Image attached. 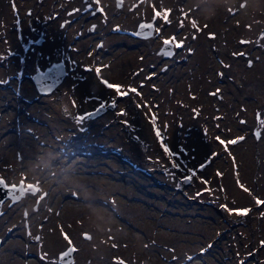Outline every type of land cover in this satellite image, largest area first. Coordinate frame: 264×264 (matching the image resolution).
I'll return each instance as SVG.
<instances>
[{"label": "rangeland", "instance_id": "obj_1", "mask_svg": "<svg viewBox=\"0 0 264 264\" xmlns=\"http://www.w3.org/2000/svg\"><path fill=\"white\" fill-rule=\"evenodd\" d=\"M14 1L0 0L3 4L6 3L5 9L0 11L1 18L5 19L0 21V44H5L9 34L16 33L22 28L29 34L24 44H17L16 53L7 54L9 44L0 47V99L2 100L0 119L3 115H18L13 124L16 125L17 121L19 125L20 119L27 118L26 124L20 126L21 134L32 136L31 134L36 133L35 128L32 129V133L27 130L30 128L29 124L33 125L31 121L35 122L38 130L48 123L47 119L42 118V116L48 118L47 108L51 107L50 102L45 99L53 98V103L55 102V105L59 107L65 104L66 93L61 87V82L72 70L67 63L69 61L67 55L62 54L60 57L66 60L64 61L67 69L66 75L56 88L49 93L39 94L32 82L33 70L48 64L58 54L55 50L54 57L47 60L42 53L38 52V49L46 43L45 40L51 37V33L45 29L48 21L52 19L54 24L57 23L55 24L56 32H52L53 39L55 40L59 35L63 37L69 46L68 51L76 47L72 56L80 69L73 68V72H76L73 73L75 77L72 82L75 79L77 83L81 79L89 80L90 66L85 68L88 63L87 56H89L94 58L91 63L99 68L108 80L120 83L122 87H129L130 90L124 93V100H126L124 102L120 100L122 95L113 94L110 89H107L110 90L106 92L108 94L104 93L96 103L93 101L92 107L87 106L83 111L73 113V116L68 113L67 104L64 105L66 108L63 106L62 116L75 119V122L72 129L66 131L68 136L65 138L58 136L57 139L54 138L53 143L46 144L44 141L41 143L40 147L48 150L47 154H50L42 161L33 156L30 143L27 147L25 144V147L31 153L24 152L23 158L22 143L25 140L19 142L16 147L14 144L16 150H13L12 157H8L6 163L4 159L7 156L1 148L0 177L9 183L21 181L24 185L31 182L36 184V190L25 191L23 196L12 203L4 200L0 217L6 213L7 209H11L14 221L12 220L10 228L5 231L2 228L0 231V249L10 241L23 242L24 246L26 241L39 244L44 232H41L39 228L33 231V225L40 223L41 228L45 227L49 221L51 194L55 190L56 183H65L66 185L63 186L67 188L62 190L65 192L63 197L61 195L56 197L65 200L69 198L74 203L84 202L79 190H82L81 185L85 183L83 181H89L101 182V186L105 188L100 187L101 190L112 187V192L106 194L108 198L104 201L107 207L109 206L108 212L117 217L119 225H124L118 228V232L124 235V245L132 251L127 253L122 249L116 256H111V252L107 258L108 261L101 264H142L143 262V264H264V203H257L258 200L264 201V125L261 124L264 120V19L260 29L259 27L255 30L250 28L251 32H247L245 36L237 32L246 23L251 22L253 25L254 16L263 15L264 18V0H257L262 3L255 9L253 1L256 0H224V8L228 11L231 21L234 24L241 21V25L237 26L236 30H232L230 22H223V18H215L214 21L209 18L206 21L207 26L217 34L215 38L203 37L202 40H195L198 37L197 28L199 29L206 11L216 9V1L208 0L211 5L206 6L202 0H193L191 5L175 9V11H184L185 14L194 13L192 16H195L197 28H194L193 33H189L190 35L185 39L182 37L181 28L176 27L174 22L163 26L175 29V41L177 40L180 44L183 42V47L174 46L170 56H162L159 52L161 44L164 39H169L164 36L146 56L136 59L129 65L125 53L139 50L137 40L146 41L148 44L159 40L161 32H158V25L152 21L154 32L149 37L135 35L138 20L141 18L147 20L145 17L139 18L130 32L117 24L105 33L104 29L99 33V26L110 18V13L117 12L120 17L121 10L126 6L128 12H138L141 7H145V0L142 2L120 0L119 4L116 0H110L106 3L109 8L104 9V12L99 15L97 11L101 7H96L89 0H81L80 6L76 3L77 0ZM156 1L159 4L163 3V0ZM182 1L185 0H166V3L175 7ZM151 2L155 6L158 5L154 0ZM9 3L12 4L10 7H8ZM53 7L57 9L54 10ZM9 11L13 12L14 18H10ZM41 15L42 19H40ZM179 15L182 16V14ZM58 16L62 17L58 18ZM75 16L87 20L83 24L66 28L68 22H75L72 18ZM117 20L114 18L111 21ZM68 29L75 31L73 37L68 38ZM112 32H116L117 35H112ZM88 37L90 41L86 43V47L79 49V39L85 41ZM103 37L109 39V44L105 43ZM198 46L202 47L207 54V65L214 69L208 67L204 72L199 70L195 60ZM117 59L121 61V64H115ZM16 63L18 70L21 69L18 76L8 71V65ZM220 66L221 69H218ZM144 74L146 76L141 77ZM250 75L253 77L251 78ZM178 76L180 87L187 88L186 81L202 80L203 90L201 94H193L194 101L191 107L183 102H172L173 108L177 109L179 105H182L184 109L179 108L184 114L177 116L175 112L174 118L172 112L168 114L167 109L164 108L163 97L166 91H173L175 95L172 98L175 101L178 100V91L173 82ZM19 77L26 87L17 95L14 90H18L19 87L14 85V82ZM15 83L19 84V80ZM133 89L139 94L138 99L140 98L143 107L148 104L157 113L160 112L157 120L160 121L163 136L168 142L172 141L177 148L179 147L181 158L188 168L194 171L191 180H185L187 173L183 171L185 168L181 164H178L180 168H175L174 161H164V164L161 160L153 141L147 136V114L143 117L146 110L136 106L135 100L130 99ZM88 92L95 93L91 87L88 88ZM97 104H105L107 107L101 114L90 118L85 110L93 109ZM109 104L111 105L108 106ZM15 106L19 108L14 109ZM199 106L202 107L201 116H199ZM126 107L131 111V115L137 116L138 125L129 123L127 120L129 118L124 116V111L129 113ZM28 109L35 112L26 115L25 111ZM50 123L54 125V128H58L54 121ZM6 125L5 130L0 132V146L4 143L5 133H13L14 130V128L10 129L9 124L6 123ZM168 126L169 130L166 129ZM254 128L259 130L258 138L253 135ZM211 129L217 130L218 134L214 133L218 136L216 139L210 135ZM171 130H174L172 132L175 133V139L172 137ZM201 134L209 144L206 148L200 143ZM237 136L243 139H238ZM233 140L236 143H230ZM38 141L36 140L37 144L40 143ZM218 144L222 146L219 147ZM57 145L61 150L57 149ZM193 145L195 150L191 149ZM202 165L204 167H201ZM181 171L183 177L180 175ZM60 179L63 181H59ZM234 184L240 185V188L235 187ZM242 186L246 187L248 193L242 189ZM44 200H47L45 205ZM245 209L248 211L243 212ZM78 223L75 238L90 243L93 240L90 222L80 219ZM111 224L106 225L108 231H105L103 235L115 248V232L109 233V230L118 224L116 222L113 223L114 225ZM125 226L133 231L129 240L126 237L128 231ZM86 232L92 238H85ZM66 244L68 241L53 253V264H62L57 261V254ZM71 244L75 249L74 264H77L75 257L78 245L73 238ZM96 246L93 244L83 247L85 255L80 264H96L94 263ZM29 252L30 250H27L21 254L17 250L14 252L16 258L13 261L8 257L3 260H9L7 264H32V261H41L42 255ZM129 256L131 258H127ZM115 258L118 259L115 260Z\"/></svg>", "mask_w": 264, "mask_h": 264}, {"label": "bare ground", "instance_id": "obj_2", "mask_svg": "<svg viewBox=\"0 0 264 264\" xmlns=\"http://www.w3.org/2000/svg\"><path fill=\"white\" fill-rule=\"evenodd\" d=\"M50 1H52V0H50ZM74 1H76V0H74ZM89 1H91V4L95 5L96 7H101L99 9V11H97V15L101 14V12H104V9L109 8V6H106V3H109L110 0H89ZM130 1L131 0H127V2H130ZM142 1L143 0H140V2H142ZM154 1L156 2V4H158V5H156L157 6L156 7L157 10H156V13L154 14L155 16L150 15L151 6H153L155 4H153L151 2V0H145V2H144L145 7L144 8L141 7L138 10V12H128V7L126 6L124 9L121 10V13H120L121 16L120 17L118 16L117 12L116 13H110V18H108L103 24L106 27V29H105V27L102 24H100V26H99V28H100L99 31H98L99 33H100V30L103 31V29H104L103 32L105 33L107 30L110 29V27H114L117 24H120V26L125 27L127 29V31L130 32L131 29L134 27L133 26L134 23L137 22V20L139 18H141V17H143V18L145 17V18H147L148 21H151V22L153 21V22H155L158 25V28H159L158 32H161L159 40H154L152 43H149V44L146 41L137 40V43L139 44V47H140L139 50L132 49L134 51L129 52L128 54L125 53V58L128 61L127 62L128 65L129 64H133V61H135L136 59H140L141 57L146 56V54L149 52V50L152 49L153 47H155L157 42H159L161 39H163L164 36H167L169 39H172L173 37L175 38V36H176L175 35L176 34L175 33V29L174 28L173 29L164 28L163 26H165L167 24H170V23L173 24V22H174L176 27L181 28L180 30L183 32L182 33L183 34L182 37H184L185 39L187 38V36L190 35L189 33H193L194 32V27L192 26V22L193 21L196 22L195 16H192L194 13L193 14L192 13L185 14L184 11L182 12L181 10L175 11V9H178V8L182 9L183 7L189 6L188 4L191 5V3H193V0H185V1L179 2V4L176 5L175 7L170 6L169 4H167L166 0H163V3L161 2V4H159L156 0H154ZM202 1L205 2L206 6H210L211 5V3L208 2V0H202ZM215 1H216V9H214L212 11L211 10H207L206 11L207 13H206L203 21L201 22V25H200L199 29L197 28V23H196V27L195 28H197V30H198V37L195 38V40H202L203 37L204 38L206 37V38H209V39L215 38V36L217 34L216 31L213 32V30L210 27H208L207 23H206V21L209 18H212L213 21L215 20V18H219V19L223 18L224 19L223 22H230V26H231L232 30H236L237 26L241 25V21H237L235 24L231 21V18L228 15V11H226V8H224V0H215ZM70 3L72 4V3H75V2H70ZM76 3H78L79 4L78 6H80L81 5V0H77ZM261 3H262V1H257V0L253 1L254 9H255V7L257 5H259ZM5 4L0 2V11L5 9ZM10 4L11 3H9L8 7H10ZM56 5H57V3H56ZM44 6H45V4H44ZM41 8H43V7H41ZM52 9H54V7ZM56 9H54V10H56ZM9 12H10V18L11 19L14 18V15H12L13 12H11V11H9ZM44 13H46V12H44ZM157 13H159V15H157ZM175 13L178 14V15L176 16ZM179 14H182V16L179 15ZM198 14L200 16L201 12L199 11ZM44 15H43V18H44ZM165 15H167V19L164 18ZM175 16H176V18H175ZM40 17H41L40 19H42V15ZM59 17L61 18L62 16H58V18ZM0 18H1V16H0ZM72 18L77 23L68 22L66 28L73 27V26H75V24H81V23L83 24V22L87 20V19L82 18V17L80 18L79 16H75V17H72ZM114 18H117L118 20L117 21H111ZM19 19H21V18H19ZM263 19H264L263 15L262 16H259V15L254 16V20L255 21H253L254 22L253 25H251V22L250 23H246V25H243L240 29L237 30V32H240V33H242L245 36L247 34V32H249V33L251 32V31H249L250 28L255 30V29H257L259 27V29H260V24H261V22L263 23ZM1 20H5L4 17H2L0 19V21ZM24 20H26V19H24ZM52 20H50V21L47 20L48 24L46 23L47 25H46V29H45V31H48V32L51 33L50 34L51 37H48L45 40L46 43L44 44L43 47L38 49V52L42 53L44 55V58L48 60L49 58L54 57V53H55L54 51L56 50L57 53H58L57 57L61 56L62 54L63 55H67V57H68V59L70 61V62L67 61V63H68V65L70 64L69 67L71 66L72 70L70 71V74L68 75V77L63 82H61L62 83L61 87H62L64 93H66V95L64 96V100H65V104L64 105L67 104V106L69 107V108H67L68 113L71 116H73L74 115L73 113L81 112L87 106H89V108H90V105L93 103V101L96 103V101H99L100 97L101 98L103 97L104 93H106V92H108L110 90H111V92L113 94L114 93H118L116 88L113 87L114 89L110 88V90H107V89H105L104 86H102L96 80L95 76L93 75V71H92V67L94 65H93V63H91L92 60H94V58H92V57L90 58L89 56H87L88 63L85 65L86 69H87L88 65L90 66L91 73H90V76H89V80H86V79H81L80 80V79H78L80 81H79V83H77L76 79H75V81H74L75 83L72 82L73 77H75L73 75V73L76 72V71L73 72V70H74L73 68H77L78 70L80 69V66L78 64H76L75 61H73V56H72V54H74L75 51H76V47L74 46L72 51H68L69 46L66 44V40L63 37H61L59 35L55 40L53 39L54 36L52 37V32H56L55 24H57V23L54 24V22ZM139 20H138V22H139ZM54 21H55V19H54ZM40 22H42V21H40ZM21 24H23V23H21ZM184 26H185V28H184ZM182 28H184V29H182ZM61 32H62V30L59 32V34H61ZM74 32L75 31L69 30L68 38L69 37H73V33ZM80 32H81V29H80ZM28 34L29 33L25 29L22 28L19 31L17 30L16 33L9 34L7 36V38H6V41H7L6 43H5V39H3V41H4V43L6 45L9 44V50H7L8 51L7 54L11 55V53H16L17 49L15 47L17 46V44H24L25 39H27V37H28ZM111 34L112 35H117L116 32H112ZM255 34H256V32H255ZM103 38H105V37H103ZM231 38H232V36H231ZM79 40H80V42H79L78 46H79V49H80V48L86 47V43L88 41H90V37H88L87 40H85V41H82L81 39H79ZM132 40H134V38H132ZM105 43L109 44V39L108 38H105ZM5 44H0V47L1 46H5ZM182 44H183V42L181 43V45ZM182 47H183V45H182ZM182 47H179V48H182ZM197 50H198V52L196 54L197 56L195 55V57H196L195 60H196V62L199 65V70L201 72H204V71H206L208 69V67H210V66L207 65V61H208L207 54H205V52H204L202 47L198 46ZM8 59L10 60V58H8ZM144 59H146V58H144ZM9 60H7V61H9ZM95 61H97V60H95ZM115 64H121V61L119 59H117L115 61ZM259 67H260V65H259ZM210 68H213V67H210ZM218 69H221V66ZM252 69H253V67H252ZM8 71L11 72L12 74L18 76L19 75L18 73L21 71V69L18 70V64L16 63V64L8 65ZM77 72H79V71H77ZM79 73H76V74H79ZM257 75H259V74H257ZM144 76H146V75L144 74L141 77H144ZM80 77L81 76H79V78ZM250 77L252 78L253 75H250ZM20 78L21 77H19L18 79L16 78V80H15V82L19 80V84L14 82V85H17L19 87L18 90H14L17 95H19L21 93V90H24L25 87H26L25 83L22 84V80ZM179 79H180V77L178 76L173 81L175 83V87H176V89L178 91V93H177L178 100L175 101L172 98L175 95V93L173 91H171V92L166 91L165 92V96L163 97L164 98V103H165L164 108L167 109L168 114H170V112H172V115H173L174 118L176 117L175 116V112L177 113V116H179L180 114H184V112L181 109H179V108H182V105H179V108L175 109V108L172 107V102H183L185 104H189V107H191L192 101H194L193 94L194 93H196V94L200 93L201 94L202 90H203V86H202V82H201L202 80L186 81L187 88H183V87H180V85L178 83ZM253 80H254V78H253ZM253 82H255V81H253ZM151 84H153V83H151ZM115 85L119 86V91L123 92V95L120 97V100L125 102L126 100H124V98H125L124 93H128L130 88L129 87H122L120 83H115ZM90 87L94 89L96 94L95 93L92 94L91 92H88V88H90ZM140 93H141V91H140ZM106 94H108V93H106ZM138 96H139V94L134 91L133 94L130 95V99L135 100L134 103H135L136 106H140V108L146 110L145 111V115L143 117H145L146 114L148 115V111L153 110V117L154 118L152 117V119L155 122L156 129L159 131V135L161 136L162 140L165 142L166 148L168 149V151H163L159 147V145L155 141V137H154V135L152 133V130H150L149 122L147 121V128H146L147 131H148V135L147 136H148V138L151 141H153L156 151H158V154H160V156H161V160H163V162L164 161L170 162V160H171V161H174V164H181L185 168V170H183V171L186 172L187 174H190V176H193L194 175V171L190 170L191 168H188V166L185 164V161L181 158L179 147L177 148L176 145L174 144V142H172V141L168 142L166 140L167 138H165V136H163V129L161 130V127H160V124H159L160 121L157 120L158 119L157 116L159 117L160 112L158 111V113H157L156 110L151 108L148 104L145 107H143L141 105V103H140L141 102L140 98L138 99ZM45 100L50 102V105H51V107L47 108V110H48V112H47L48 118L45 117V116H42V118L47 119L48 123L44 125V128H41V130H38L37 129V125L35 124V122L31 121V123L33 125L30 126V124H29L28 127H30V128H27V130H28V132L32 133V129L35 128L36 133L35 134H31L32 136H27V135L24 136V134H21L22 127H20V126H21V124H23V125L26 124L27 118L26 119L25 118L20 119L19 125H17L18 122L16 121V125H14L13 122H14V120H16L18 115L9 114L8 116L3 115L1 117V119H0V132L5 130V127L7 126L6 123L9 124L10 129L14 128L13 133L12 132L11 133H5L6 135H4V137H3L4 138L3 139L4 143L0 146V150L2 148L4 150L5 155L7 156L6 159H4L5 163L8 162L7 161L8 157H12L13 150H16L15 147L22 140H25V142L23 141L24 143H22V148H24V150L22 151L23 152V158L25 157L24 152H27L28 154L31 153V151L26 148L27 144L29 145V143H30V145L32 147L33 156L36 157L37 159H39L40 161H42V160L45 159L46 156L50 155V154H47L48 150H43L40 147L41 143L43 141L46 144H48L49 142L53 143L55 141L54 138L57 139L58 136H60L62 139L65 138L66 136H68V135H66V131L68 129H72V126H73V123L75 122V119H68L65 116H62L61 111H62V108H63L64 105H62L61 107H59L58 105H55V102L53 103V98H49V99L47 98ZM196 101H197V99H196ZM1 103H2V100L0 99V104ZM15 104H17V103H15ZM185 104H183V105H185ZM91 107H92V105H91ZM17 108H19V107L15 106L14 109H17ZM89 108H87V109H89ZM34 109H35V107H34ZM87 109L85 111H87ZM126 109L129 110L127 107H126ZM200 110H202V107L199 108V116H201V114H202V112H200ZM33 112H35V111H33L31 109H28V110L25 111V114L27 115V114H31ZM124 112H125L124 116H127V118H129L131 120L130 121L129 119H127L129 121V123L133 122V124H135V125L139 124V121H136L137 116L131 115V111L130 110H129V113L126 112V111H124ZM126 113L128 115H126ZM8 117H10L9 120H8ZM39 118L41 119L40 115H39ZM84 118H86V117H84ZM52 121H54L58 125V126L55 125L58 128H54V125L50 123ZM97 126H99V124ZM110 128H113V127H110ZM166 129L169 130V126L166 127ZM60 130L62 132H60ZM108 130H110V129H108ZM172 131L174 132V130H171V134L173 135L172 137L174 138L175 137V133L173 134ZM199 132H200V130H199ZM210 132H211L210 135L213 136L214 139H216L218 137V136L214 135L215 132L217 133V130L215 131L214 129H211ZM199 136H200V133H199ZM200 138H201L200 139V143L202 145H204L205 148L208 147L209 144H208L207 140L204 139L202 134H201ZM36 140H39L38 142H40V143L37 144ZM99 142H102V141L99 140ZM14 144H15V147H14ZM25 144H26V147H25ZM221 146L222 145H219V147H221ZM57 147H58V145H57ZM192 147L193 148H191V149L195 150L194 149L195 145H193ZM205 148H203V149H205ZM57 149L61 150L60 147H58ZM205 151H207V150H205ZM228 151H229V149H228ZM116 158H117V156H116ZM228 162H229V160H228ZM235 162H236V160H235ZM164 164H165V162H164ZM176 172L178 173V171H176ZM182 173L183 172L181 171V173H180L181 177H183ZM8 174H9V172H8ZM26 175H28V174H26ZM239 178H241V177L239 176ZM178 179L179 178H177V180ZM70 180H72V179H70ZM59 181H63V179H60ZM83 182H85V183L81 185L82 190H79V189L78 190H79L80 195H81V197H82L84 202L77 201V202H74V203H72V201L69 198H67V200H65V199L56 197L58 195H61L63 197V194L65 192H63L62 190H66L67 189L66 187L63 186V185H66L65 183H60V182L56 183L55 190H53V194H51L52 195V198H51L52 199V202H51L52 205L50 203V207L48 206L49 209L51 210L49 221L47 222V224L45 223L46 224L45 227H41L40 228V226H41V225H39L40 223L39 224L36 223V224L33 225V231L39 228L41 230V232L42 231L44 232V233H42V239H41L40 243L39 244H35L33 242L26 241L25 242V246H24L23 242H18V241L7 242L6 246H4L3 248L0 249V264H7V262L11 258H12V261H13L14 258H16L14 252L17 251V250H19L20 253L24 252V251H27V250H30V252L31 251L35 252L36 255H38V254L40 256L42 255L41 261L40 260L32 261L31 262L32 264H53V262H52L53 253L55 252V250L57 248L59 249V247H61V245L63 243L65 244L66 241H67L65 239V233H66V236L68 238H71V240H72V238L75 239L76 240V244L78 245V249H77L78 251H77L76 257H75V260L77 261V264L82 263L81 261L84 260V259H82V257L85 255V253H83V250H84L83 247L90 246V245H93V244L97 245L95 247V249H96L95 258L96 259L94 261V263H96V264H101L103 262H107L108 261L107 258H108L109 254L111 252H112L111 256H116L117 252L121 251L122 249H124L127 253H131L132 251L130 250V248L124 245L125 244L124 235L123 234H119V232H118V228H120V227H122L124 225H122V224L119 225L117 217L114 216L112 213L108 212L109 206L107 207L106 201H104L105 198H108V197H106V194H109V193L112 192V187H109L108 190H101V189H99L100 187H102V189H105L104 186H101V182H97V183H92V182H89V181H87V182L83 181ZM233 182H234V179H233ZM178 183H180V182H178ZM45 184H43V185H45ZM96 185H99V186L96 187ZM234 185H235V187L240 188V185H238V184H234ZM245 188H246L245 186H242V189H245ZM236 190L234 191V193L236 192ZM245 191H246V193H248V190L245 189ZM104 192H108V193H104ZM238 194H239V192H238ZM53 196H55V197H53ZM244 196H245V194H244ZM241 198H239V199H241ZM27 200L31 201L30 199H27ZM248 200H247V202H248ZM46 201L44 200V205L47 203ZM114 206H115V204H114ZM41 210H42V208H41ZM47 213H48V211H47ZM38 214H40V213H38ZM13 218H14L13 217V211L11 209H7L6 213L2 217H0V231H2V228L5 231L6 229L11 227L12 220L14 221ZM80 219L87 220L91 224V228L93 229V240L90 243L89 242H85L82 239L75 238L74 234L76 233V228L78 227V224H79L78 221ZM114 222H116L118 225L115 226V227L110 228L109 233L110 232H115V237H116V247L115 248H113L110 245V242L108 241V239L105 238L106 236L103 235V234H105V231H108V227L106 225H110V224L114 225L113 224ZM143 222L145 223V220H143ZM55 224H57V225H55ZM145 225H146V223H145ZM81 229H83V228H81ZM64 231H65V233H64ZM127 231H128V234L126 235V237L129 240V238H130L129 236H131V232L133 233V231L130 230L129 228H127ZM37 232H38V230H37ZM55 236H56V238H55ZM13 246H15V248ZM122 252L124 254H126V252H124V251H122ZM122 252H120V253H122ZM124 254H123V256H124ZM7 257L9 258V260L4 261L3 259H5ZM127 258H131V257L129 256ZM117 259L118 258H115V260H117ZM91 260H93V259H91Z\"/></svg>", "mask_w": 264, "mask_h": 264}, {"label": "water", "instance_id": "obj_3", "mask_svg": "<svg viewBox=\"0 0 264 264\" xmlns=\"http://www.w3.org/2000/svg\"><path fill=\"white\" fill-rule=\"evenodd\" d=\"M120 0H117V4H119ZM150 25V27H149ZM138 28L135 31V34L139 37H148L152 34L154 30L153 22L151 21H145L141 20L138 22ZM165 41V40H164ZM163 44L161 45L159 52L163 54V56H170L173 53V48L171 44ZM171 53L170 55L168 53ZM65 63L61 59L57 60H51L49 65H46L43 69L35 70L32 74V80L33 83L36 85V88L39 92L45 93L49 92L51 89L56 87L59 82H61V79L65 75ZM111 104H109L110 106ZM106 108L105 105L99 104L96 108L93 110L88 111L89 117H94L104 111ZM259 132L257 128L254 129V136L257 137L256 133ZM240 138V137H239ZM7 185H9L8 188L0 187V214L1 212V206L4 202V199L9 198L10 202H14L13 196H22L25 192V190L35 191L36 190V184L28 183V184H22V182H13L9 183L6 180H4L3 177H0ZM11 185H17V190L13 191L11 190ZM22 187L24 189L23 192L19 191V187ZM31 186V187H29ZM88 235V234H87ZM69 247L73 248V245L71 246L68 244L64 248L60 249L58 252L57 261L61 262L62 264H73V251L68 255L67 257H62V254L69 249Z\"/></svg>", "mask_w": 264, "mask_h": 264}, {"label": "snow or ice", "instance_id": "obj_4", "mask_svg": "<svg viewBox=\"0 0 264 264\" xmlns=\"http://www.w3.org/2000/svg\"><path fill=\"white\" fill-rule=\"evenodd\" d=\"M157 15H159V13H157ZM164 18L167 19V15H165ZM192 26H193L194 28L196 27V22H195V21L192 22ZM149 27H150V25H149ZM173 43H175V46H176V47H182L181 44L175 42V38H174V37H173L172 39H170V40H165V41H164V44H166V45H168V44H173ZM168 54L170 55L171 53L169 52ZM105 83L107 84L108 87H110V88H113V87H114V88L117 89V91H119V86H117V85H112V84H108L107 81H105ZM132 91H135V89H133ZM122 94H123V93H122ZM89 115H91V114H89ZM81 119H83V117H81ZM261 124L264 125V120L261 121ZM157 135L159 136V132H157ZM256 135H257V137H259V136H260V133L257 132ZM239 139H243V137H241V138H239ZM221 143L223 144L224 141H221ZM230 143H236V141L233 140V141H230ZM165 151H168V149L165 148ZM175 166H176V165H174V167H175ZM201 167H204V165H202ZM191 179H192V176H187V177H185V180H186V181L191 180ZM0 187L8 188L9 185H7L2 179H0ZM29 187H31V186H29ZM11 190H13V191L17 190V185H11ZM19 191H20V192H23L24 189L20 186V187H19ZM13 199H19V197H18V196H13ZM257 203H258V204H261V203H264V201H259V200H258ZM247 211H248L247 209L243 210V212H247ZM85 238L90 239L91 237L88 236L87 234H85ZM65 239L68 241V244L71 246V240H70L66 235H65ZM72 251H75V249L72 248V247H69V249H68L67 251H65V252L62 254V257H61V258H63V257H67L68 255H70V253H71Z\"/></svg>", "mask_w": 264, "mask_h": 264}]
</instances>
